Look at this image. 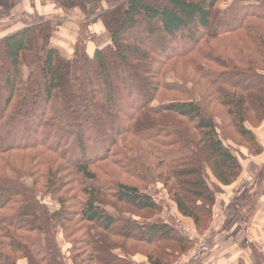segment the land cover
<instances>
[{
    "label": "trees",
    "instance_id": "obj_1",
    "mask_svg": "<svg viewBox=\"0 0 264 264\" xmlns=\"http://www.w3.org/2000/svg\"><path fill=\"white\" fill-rule=\"evenodd\" d=\"M221 3H114L93 55L84 39L70 57L52 46L51 19L0 37V264H135L138 248L175 264L197 239L161 217L158 184L195 235L211 229L219 195L264 152V0Z\"/></svg>",
    "mask_w": 264,
    "mask_h": 264
},
{
    "label": "rangeland",
    "instance_id": "obj_2",
    "mask_svg": "<svg viewBox=\"0 0 264 264\" xmlns=\"http://www.w3.org/2000/svg\"><path fill=\"white\" fill-rule=\"evenodd\" d=\"M25 1L26 0H18V1L8 0V1H2L1 3L3 5H1L0 3V37L23 27L19 23L15 24V21L17 19H20V17L22 16V10H24L26 4L34 3L35 7H37L38 4L41 5L42 2L43 3L51 2L52 0H28L27 1L28 3H25ZM121 1L122 0H70V2L68 0L55 1V2L52 1L56 5L63 8V12L65 14V16L63 17V25L60 24L61 20L59 19L55 20L56 34L58 35L60 30L63 28V35L65 36V39L68 42L67 46L70 47L69 49H72V46L79 39L86 40L85 42L87 46V51L90 55H93L94 50L96 48L103 47L107 44H111V39L109 37L108 32L104 29L101 21L96 18L98 16L97 15L98 12L102 11L105 8H108L110 5L114 3L116 4ZM231 1L232 0H222L221 7L223 9L227 8V6L231 4ZM8 3L11 5H8ZM83 4H85L84 8L86 9L82 8ZM15 7H19L21 12L15 14V12L12 11L13 8ZM36 9L39 10L38 8ZM81 14L84 15L85 17L83 18L88 19L89 22H86L85 20V23H83L82 26L80 25L82 31H81V35H79L78 26L73 25L70 21L72 20L73 17L74 18L79 17L81 16ZM36 19L38 20V17H36ZM95 22H100L101 23L100 27L96 29H91L89 27L90 24ZM122 38H125V36H123ZM68 56H70V53ZM225 123L229 124L228 121H226ZM225 130L227 131L230 137L232 136L231 139L236 144H238V138L234 134L232 128L225 127ZM262 130H264V128H262ZM236 144L235 146L238 147V145ZM236 149H234L233 147V150L236 151L235 153H237L238 151V149L237 150ZM246 162L247 161L243 162V164L247 165ZM252 163L250 164L249 169L253 165ZM251 170H253V168H251ZM25 181L29 182L30 179L26 178ZM209 181L212 184L214 180L213 178H210ZM261 181H264V177L261 178ZM239 184L225 188L222 191V194L219 195V207L213 217L214 223L212 224V228L217 226L220 227L219 229H222L221 225L223 223L221 222H224V219L226 220L225 218L226 216H229L233 213V211H236V210H232L229 204L230 203L232 205L235 204L233 199L240 187ZM243 186L250 190L254 189L253 192H255V194L252 197L246 199V202L244 203L241 201V196H242L241 193H240L241 194L240 197L239 196L236 197V202H240V204L242 203L241 205H239L241 206L240 209H238L239 228L235 231H232L231 237H228V239H226L225 241L220 242L221 243L220 247L214 251H210L208 248H206V246L208 245L209 239L213 237L214 233H215L214 235L215 238L217 234V231L215 229H213L211 233H209V235L207 234L208 230L203 233V234L205 233L207 234V238H205L207 243L203 247L197 246V243L200 240L199 238L200 235L194 236L193 234H191V232H188L190 234V238L195 237L197 239L196 244L194 248L187 255H184L181 258H179V260L175 264H231L230 263L231 258L229 257L228 259L225 258V256H228L227 248H229L231 245H234L236 242L239 246L236 250H238L241 254H244L245 252V254L247 253L249 255V257H247V254L244 255L245 256L244 259L245 260L246 258L248 259V261L246 260L248 264L249 263L264 264V210L262 211V209H264V199L262 198V196H264L263 195L264 191H262V189L258 187L259 185L254 175H252V180H250L249 182L245 181ZM255 186L256 189L254 188ZM152 189L153 191H155L156 198L158 200H162L164 204V212L161 215V217L168 221L179 220L181 222L182 217L177 213L173 202L168 199V196L166 192L163 190L162 185L158 184ZM240 189H242V187ZM38 196L44 203H46L49 206L51 210H55L59 207V204L51 197L50 194L44 195L42 192H40L38 193ZM249 224L251 225V227H249ZM76 234H74L72 237L73 238L78 237V235ZM73 238H71V240ZM57 239L63 252L66 255H68L72 244L70 243V240L64 236V233L60 228L58 229ZM250 242L253 244V248L257 250V255H255L257 259H253V257H250L249 251L246 250L248 249L247 246L250 244ZM116 252L120 254L119 250ZM137 252H138L137 255H142V250H140L139 248L137 249ZM131 260L135 264H150L146 259V257L145 258L136 257L134 259L132 258ZM70 262L71 261H69V264Z\"/></svg>",
    "mask_w": 264,
    "mask_h": 264
},
{
    "label": "crops",
    "instance_id": "obj_3",
    "mask_svg": "<svg viewBox=\"0 0 264 264\" xmlns=\"http://www.w3.org/2000/svg\"><path fill=\"white\" fill-rule=\"evenodd\" d=\"M27 1L28 0H26L25 3H28ZM52 1L55 2L54 0H52ZM52 1L51 2H45V3L42 2L41 5L38 4L37 7H35L34 3L33 4H30V3L26 4L24 10H22V16L20 17V19H17L15 21V24L19 23L21 26H26L27 24L33 23L35 20H37L36 17H38V20H40V19H42V20L51 19L54 25L56 23L55 20L59 19V20H61L60 24L63 25V17L65 16V14L63 12V8L56 5ZM36 8H38L39 10H37ZM12 11L15 12V14L21 12L19 7L13 8ZM83 17H85V16L81 14V16H79V17H76V18L73 17L72 20L70 21L73 25L78 26L79 35H81V31H82L81 26L83 25V23H85V20L88 21V19H84ZM13 18H15V17H13ZM67 22H69V21H67ZM100 24H101L100 22L91 23L89 27L91 29H96V28L100 27ZM51 44H52V46L59 48L61 53L66 57L71 56L72 50H73L74 45H75L74 44L72 46V49H69L70 47L67 46L68 42L65 39V36L63 35V28L60 30L58 35L56 34V31L54 32ZM69 53H70V56H68ZM263 125L261 126V128L257 129L258 131L256 130V134L264 146V130H262V128H264ZM242 152L246 155H249L248 151L244 148L242 149ZM263 161H264V152L262 154L256 156V157H250L249 160L246 162L247 165H244V170H243V174H242L241 178L236 183H234L232 185V186H234V185H238L240 183L239 184L240 187L238 186L239 189H238V191H237V193L233 199L235 204H233V205L231 203L229 204L231 209L236 210V211H233V213L231 215L226 216L225 217L226 220L224 219V222H221V223H223L222 225L220 224L222 226V229H219L220 227H217V226H215L214 228L211 227V229H209L207 231L208 235H209V233H211V231L213 229H215L217 231L215 238L218 236H221V235L231 237L232 231H235L239 228V219H238V211L239 210L238 209H240L241 206H239V205H241V204H240V202H236V197H238V196L240 197L242 194L241 201L244 203L246 201V199H248L249 197H252L255 194V192H253L254 189L250 190V189H247L243 186L245 181L249 182L250 180H252V175L255 176V179L259 185L258 187L261 188L262 191H264V181H261V178L264 177V163H263ZM251 163L253 165L249 169V166ZM251 168H253V170H251ZM241 187H242V189H240ZM254 188L256 189V186ZM263 195H264V193H263ZM262 198L264 199V196H262ZM221 205H222V203H221ZM263 210L264 209H262V211ZM248 220H247V222H248ZM181 223L186 225L185 232H187V233L191 232V234H193L194 236H199V235H195V233L193 232L192 223L189 219L182 218ZM213 223H214V220H213ZM249 227H251L250 224H249ZM259 230H261V229H259ZM214 235H215V233L213 234V236ZM228 237H227V239H228ZM199 238L201 239L202 235H200ZM218 242H219V244H216L215 246H211L208 249L210 251L217 250L221 244L220 243L221 241H218ZM238 247L239 246L236 242L234 245H231L229 248H227V253H228L227 255L228 256H225V258L229 259V257H230L231 258L230 259L231 264H235L236 260L240 257L245 258L244 255L247 254V253L245 254V252H244V254H241L238 250H236ZM201 250H202V248H201ZM210 251H208V252H210ZM136 257L145 258L142 255H138ZM247 257H249L248 254H247ZM246 260L248 261L247 258H246ZM144 261H145V259H144ZM249 264H251V263H249Z\"/></svg>",
    "mask_w": 264,
    "mask_h": 264
},
{
    "label": "built area",
    "instance_id": "obj_4",
    "mask_svg": "<svg viewBox=\"0 0 264 264\" xmlns=\"http://www.w3.org/2000/svg\"><path fill=\"white\" fill-rule=\"evenodd\" d=\"M205 238H207V234H203L202 235V238L198 241V243H197V246L198 247H203V246H205V244L207 243L206 242V240H205Z\"/></svg>",
    "mask_w": 264,
    "mask_h": 264
}]
</instances>
